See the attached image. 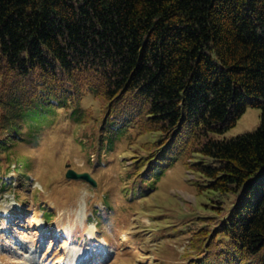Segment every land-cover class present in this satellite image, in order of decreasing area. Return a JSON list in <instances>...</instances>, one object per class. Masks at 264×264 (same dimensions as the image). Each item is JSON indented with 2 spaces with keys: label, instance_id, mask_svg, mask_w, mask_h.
<instances>
[{
  "label": "trees",
  "instance_id": "1",
  "mask_svg": "<svg viewBox=\"0 0 264 264\" xmlns=\"http://www.w3.org/2000/svg\"><path fill=\"white\" fill-rule=\"evenodd\" d=\"M87 91L109 149L131 129L156 134L137 174L190 158L216 195L223 214L189 264H264V0H0V163L16 183L30 160L13 147ZM249 106L259 125L221 137Z\"/></svg>",
  "mask_w": 264,
  "mask_h": 264
},
{
  "label": "rangeland",
  "instance_id": "2",
  "mask_svg": "<svg viewBox=\"0 0 264 264\" xmlns=\"http://www.w3.org/2000/svg\"><path fill=\"white\" fill-rule=\"evenodd\" d=\"M102 108L100 97L87 91L58 109L37 144L13 147L30 160L25 186L16 183V164L2 159L0 174L13 187L0 189V264H189L201 228L208 232L223 214L216 195L199 188L203 179L190 169V158L170 167L155 158L137 174L135 164L155 133L131 129L111 149L100 142ZM260 112L247 107L221 137L254 130ZM68 164L96 185L68 179ZM230 201L221 202L227 208Z\"/></svg>",
  "mask_w": 264,
  "mask_h": 264
},
{
  "label": "water",
  "instance_id": "3",
  "mask_svg": "<svg viewBox=\"0 0 264 264\" xmlns=\"http://www.w3.org/2000/svg\"><path fill=\"white\" fill-rule=\"evenodd\" d=\"M66 176L68 178H81V179H85V180L89 181L91 184H94L95 185V181L91 178V176L87 172L79 173V172H76L75 170H73V169L70 168V169L67 170Z\"/></svg>",
  "mask_w": 264,
  "mask_h": 264
}]
</instances>
